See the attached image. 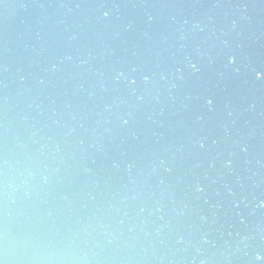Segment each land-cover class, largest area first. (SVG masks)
Masks as SVG:
<instances>
[{
  "label": "water",
  "instance_id": "water-1",
  "mask_svg": "<svg viewBox=\"0 0 264 264\" xmlns=\"http://www.w3.org/2000/svg\"><path fill=\"white\" fill-rule=\"evenodd\" d=\"M0 264H264V0H0Z\"/></svg>",
  "mask_w": 264,
  "mask_h": 264
}]
</instances>
